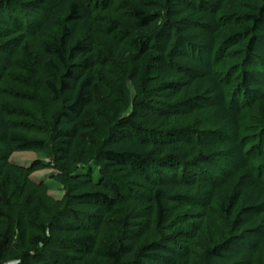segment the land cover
Returning a JSON list of instances; mask_svg holds the SVG:
<instances>
[{
	"label": "trees",
	"instance_id": "1",
	"mask_svg": "<svg viewBox=\"0 0 264 264\" xmlns=\"http://www.w3.org/2000/svg\"><path fill=\"white\" fill-rule=\"evenodd\" d=\"M126 1L123 13L115 0L95 8L118 19L109 30L117 49L133 47L147 68L136 79L132 112L124 117L118 109L119 122L94 157L83 144L76 161L81 121L96 106L92 45L60 20V42L44 43L51 56L42 63L52 98L49 135L66 195L45 219L34 199L23 205L0 186V264H88L93 254L112 264H191L197 230L179 227L196 221L188 209H207L216 191L233 227L207 250L204 264H255L264 208L249 217L236 211L244 194L264 188V0ZM65 2L68 24L79 21L81 8L70 0H0V84L27 39ZM1 94L0 184L13 169L22 198L38 187L34 169L14 167L10 157L31 143L15 132ZM245 111L258 115L257 138L237 136ZM124 199L136 212L116 246H99L103 219Z\"/></svg>",
	"mask_w": 264,
	"mask_h": 264
},
{
	"label": "rangeland",
	"instance_id": "2",
	"mask_svg": "<svg viewBox=\"0 0 264 264\" xmlns=\"http://www.w3.org/2000/svg\"><path fill=\"white\" fill-rule=\"evenodd\" d=\"M79 4L81 19L67 22L69 2L59 4L56 10L45 21L43 27L29 37L13 60L12 68L7 72L0 84L3 106L7 111L16 133L22 134L30 145L23 150H17L10 157L12 165L18 169L33 168L30 179L37 184V188L27 187L26 195L20 198L19 189L23 186L13 169H9L6 178L1 181V190L13 200L18 199L23 205L34 199L41 207L45 219L55 216L54 206L65 199L67 186L58 181L64 176L63 166L56 158V150L50 139L49 122L51 119L52 98L46 88L48 76L43 72L42 63L50 57L44 51L45 42H60L62 25H70L79 39L88 40L93 48L91 57L95 63L98 82L95 85L96 106L86 112L81 121L85 132L77 149L78 161L83 154L84 145L88 146L87 156L94 157L98 153L99 144L114 129L119 122L118 109H123V116H128L132 110V102L136 95V79L142 76L147 68L146 62L137 56L133 47H126L119 51L114 42L116 31L110 32L112 25L118 19L109 13L95 8L96 3L107 0H70ZM126 0H115V9L123 13L130 9ZM61 22V26L57 21ZM93 67V65H92ZM126 96L130 101H126ZM197 116V115H196ZM255 112L245 111L244 120L240 121L237 136L242 139L258 136ZM204 119V118H202ZM196 118L187 120L196 122ZM264 124V119L261 121ZM38 143L46 146L41 148ZM84 144V145H83ZM94 160V159H92ZM79 170H84L79 165ZM90 166L99 170L95 161ZM107 174V173H106ZM113 178V174H107ZM99 178V175H97ZM121 180V178H117ZM119 181L113 184L118 185ZM125 196V194H124ZM219 191L213 196V202L207 209H188V213L197 218L179 230H197V244L192 249L189 261L191 264H204L207 250L219 244L231 234L233 221L220 214ZM258 207L264 208V188L257 193L244 194L241 197L237 216H253ZM136 212L133 200H119L117 206L106 215L101 223V231L97 236L99 246L113 247L125 232V222L130 220ZM183 214V213H182ZM88 264H112L97 255L90 256ZM255 264H264V246L262 253L255 257Z\"/></svg>",
	"mask_w": 264,
	"mask_h": 264
},
{
	"label": "built area",
	"instance_id": "3",
	"mask_svg": "<svg viewBox=\"0 0 264 264\" xmlns=\"http://www.w3.org/2000/svg\"><path fill=\"white\" fill-rule=\"evenodd\" d=\"M13 264H17V263H13Z\"/></svg>",
	"mask_w": 264,
	"mask_h": 264
},
{
	"label": "water",
	"instance_id": "4",
	"mask_svg": "<svg viewBox=\"0 0 264 264\" xmlns=\"http://www.w3.org/2000/svg\"><path fill=\"white\" fill-rule=\"evenodd\" d=\"M9 264H12V263H9Z\"/></svg>",
	"mask_w": 264,
	"mask_h": 264
}]
</instances>
